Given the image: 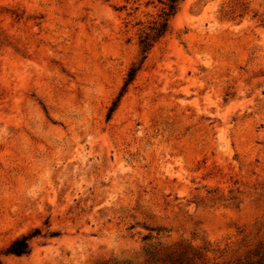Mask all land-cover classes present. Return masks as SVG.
<instances>
[{
    "label": "rangeland",
    "instance_id": "374dc122",
    "mask_svg": "<svg viewBox=\"0 0 264 264\" xmlns=\"http://www.w3.org/2000/svg\"><path fill=\"white\" fill-rule=\"evenodd\" d=\"M163 8L0 0L2 264H264V0Z\"/></svg>",
    "mask_w": 264,
    "mask_h": 264
},
{
    "label": "trees",
    "instance_id": "16d2710c",
    "mask_svg": "<svg viewBox=\"0 0 264 264\" xmlns=\"http://www.w3.org/2000/svg\"><path fill=\"white\" fill-rule=\"evenodd\" d=\"M180 1L181 0H158L159 4L164 7L161 16L162 19L150 28L149 33H144L140 38L139 47L143 58L146 57L148 51L152 48V46L166 34L168 29V20L176 13ZM134 74L135 70H130L125 82V86H127L133 80ZM28 253L29 236H23L15 240L6 250V254L12 256H22ZM0 264H2L1 260Z\"/></svg>",
    "mask_w": 264,
    "mask_h": 264
}]
</instances>
